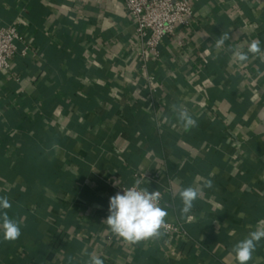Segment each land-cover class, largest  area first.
<instances>
[{"label": "crops", "instance_id": "1", "mask_svg": "<svg viewBox=\"0 0 264 264\" xmlns=\"http://www.w3.org/2000/svg\"><path fill=\"white\" fill-rule=\"evenodd\" d=\"M191 2L182 42L161 39L146 71L121 0H0V25L31 47L11 62L19 81L0 72V196L21 227L0 234V264H237L233 245L264 220V63L234 51L264 49V0ZM137 172L185 234L130 244L103 222ZM189 186L201 195L181 215ZM249 264H264V239Z\"/></svg>", "mask_w": 264, "mask_h": 264}, {"label": "clouds", "instance_id": "2", "mask_svg": "<svg viewBox=\"0 0 264 264\" xmlns=\"http://www.w3.org/2000/svg\"><path fill=\"white\" fill-rule=\"evenodd\" d=\"M229 33L223 32L215 42L216 48H222ZM257 56L264 63V49L261 42L252 40L247 51H234V59L239 63H246L249 56ZM177 120L184 131L197 126V121L188 110L173 105ZM141 181L137 180L132 187L123 189V193H117L109 198V215L103 221L118 238L125 243L136 244L142 241L159 239L164 235L168 225L166 217L168 212L161 207V195L158 191L149 192L148 188L140 187ZM207 187L212 186V180L205 181ZM178 195L182 202L181 215L191 212L194 202L200 197L201 190L189 186L180 188ZM12 207L7 196H0V234L6 242H14L21 236L20 223L9 216L8 210ZM264 239V220L258 222L257 228L251 231L244 239L233 245L231 252L235 256L237 264H249L253 258L257 244ZM72 258L69 257L71 264ZM86 264H104L103 259L95 252L91 253Z\"/></svg>", "mask_w": 264, "mask_h": 264}, {"label": "built area", "instance_id": "3", "mask_svg": "<svg viewBox=\"0 0 264 264\" xmlns=\"http://www.w3.org/2000/svg\"><path fill=\"white\" fill-rule=\"evenodd\" d=\"M123 8L134 28L140 68L147 71L149 61L159 57L161 39L169 38L172 43L180 44L182 34L194 21L195 8L191 0H121ZM26 28L16 23L0 25V72L9 74L15 81L11 62L27 58L31 51ZM145 178L143 173H135L132 182L119 186L115 195L123 189L132 187L137 180ZM161 204V202H160ZM106 213L109 215L108 208ZM167 222V221H166ZM166 233L185 234L181 224L167 222Z\"/></svg>", "mask_w": 264, "mask_h": 264}]
</instances>
